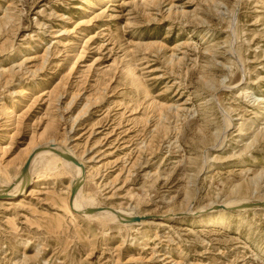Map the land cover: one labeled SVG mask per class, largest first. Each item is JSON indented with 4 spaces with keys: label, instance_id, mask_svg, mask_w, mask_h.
Instances as JSON below:
<instances>
[{
    "label": "rangeland",
    "instance_id": "374dc122",
    "mask_svg": "<svg viewBox=\"0 0 264 264\" xmlns=\"http://www.w3.org/2000/svg\"><path fill=\"white\" fill-rule=\"evenodd\" d=\"M263 106L264 0H0V184L45 131L84 209L145 214L72 215L49 155L0 193V264H264V210L223 205L264 201Z\"/></svg>",
    "mask_w": 264,
    "mask_h": 264
},
{
    "label": "bare ground",
    "instance_id": "6f19581e",
    "mask_svg": "<svg viewBox=\"0 0 264 264\" xmlns=\"http://www.w3.org/2000/svg\"><path fill=\"white\" fill-rule=\"evenodd\" d=\"M142 1L144 2L145 0H142ZM83 2L84 3H88V0H83ZM77 59H78V57L72 63V65L70 67V70H72L74 68V66H75V64L77 62ZM127 74H128V76L130 78H132L135 81L137 86L141 90H143L144 93H147V89H146L147 87H145V84H144L142 78H140L135 73V69L133 67L129 66L127 68ZM205 82H207V81H204V83ZM13 107H14L13 104L4 106V115H5V119H6L5 122L9 123V125L12 126L10 131L7 132L6 135H4L6 138H11L13 136V132H11V131L13 129H15V119H14ZM262 109L264 110V106L262 107ZM226 122H227V126L230 125V123H231L230 117L226 116ZM207 126H208L207 124H204L205 128H203L202 130L207 131L208 130ZM247 129H243V131H246ZM202 130L199 129V131L203 132ZM222 134H224V133H222ZM262 134L263 133H262L261 129L257 130V132L254 134V139L253 140L258 141V136H261ZM68 138L69 137H65V139L61 140V141H56V140L50 138V141H47L46 138H45V131L39 133L38 135H33L29 139V142L27 143L26 147L23 149V153L25 155V163L23 161V165H21L22 167H20V168L22 170L23 166L26 163H28L27 170L23 174L21 173L20 175L17 172L9 180V182H7L5 184H0V187H1L0 188V193H2L1 191L7 190V186L11 182H13L14 187H13V189H10L8 191V194H6V195L14 194L17 190H23L25 185H26V182H27V177L30 176L29 173L34 171L35 164L39 160H41L43 158H46L49 155H57L60 158H62L63 160H65L68 163V165H69V167L71 169V178H70L69 183L67 185V188L69 190L68 201H67V203L65 204V207H64L66 211H69V212H71L72 215H75L74 212L76 213V212H78V210H81V211L84 212L83 216H87V217H90V218H102V219H106V220L120 222V223H123V224L138 223V221H140V220L133 221V222H127L123 217L124 216H138V217L141 218L145 214L144 215H136V214H133L132 212H126L125 210H123L121 208L117 209V208H113V207H110V208L113 209L114 212H111V211L107 210L108 208L103 209V208H100V207H98V208L97 207H91V208L84 209V207H82L79 204L78 196H79L80 193L77 194V189L82 185L81 183H82V180H83V175H84L83 171L85 169V164L83 163V161H81L79 159V157L69 147H67L66 145L64 147V144L66 143ZM38 139L40 140L39 142L37 141ZM2 140L3 141L0 143V151L1 152H5V147H4V144H5L4 140L5 139H2ZM216 144H218V143H216ZM51 145H53V146H51ZM215 145H214V147H215ZM73 189H76V190H75V193L73 194V196L71 197ZM22 193H24V192H22ZM9 198H10V196H9ZM5 199H7V198H4V200ZM246 203H248V202L247 201H239V202H237L235 204H232V205L231 204H229V205L228 204H223V205L226 206V207L238 206L239 205V206H242V210H247L249 208H252V210L253 209L264 210V201L261 202L262 204L257 206V207L246 206ZM186 206H188V208H186V210L189 212V210H190V208H189L190 201H188V205L186 203ZM215 206H217V204ZM224 206H222V207H224ZM220 217H221V215L218 216V219ZM208 221L212 222V223L214 222L213 218L208 219ZM141 222H143V221H141Z\"/></svg>",
    "mask_w": 264,
    "mask_h": 264
},
{
    "label": "water",
    "instance_id": "95a60500",
    "mask_svg": "<svg viewBox=\"0 0 264 264\" xmlns=\"http://www.w3.org/2000/svg\"><path fill=\"white\" fill-rule=\"evenodd\" d=\"M27 166H28V163H26L24 166H23V168H22V170H21V173L23 174L26 170H27ZM75 190L76 189H73L72 190V194H71V197L73 196V194L75 193ZM262 203L261 202H248V203H246V206H249V207H251V206H259V205H261ZM72 205V204H71ZM245 205V204H244ZM237 207H241V206H237ZM127 222H133V221H137L138 219H139V217L138 216H124L123 217Z\"/></svg>",
    "mask_w": 264,
    "mask_h": 264
}]
</instances>
